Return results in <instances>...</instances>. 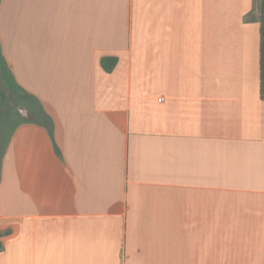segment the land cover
Here are the masks:
<instances>
[{
  "label": "crops",
  "instance_id": "0c3cea01",
  "mask_svg": "<svg viewBox=\"0 0 264 264\" xmlns=\"http://www.w3.org/2000/svg\"><path fill=\"white\" fill-rule=\"evenodd\" d=\"M259 5L0 0V264H264Z\"/></svg>",
  "mask_w": 264,
  "mask_h": 264
},
{
  "label": "trees",
  "instance_id": "16d2710c",
  "mask_svg": "<svg viewBox=\"0 0 264 264\" xmlns=\"http://www.w3.org/2000/svg\"><path fill=\"white\" fill-rule=\"evenodd\" d=\"M259 52H258V92L259 98L262 102H264V0H260L259 5ZM1 64L6 72L10 75V69L7 68L6 64L3 61V57L0 53ZM3 62V63H2ZM116 66V59L111 57H103L100 59V67L105 73H111ZM5 70H3V74L6 77ZM11 77V75H10ZM3 87L0 85V97L2 103H9V95ZM10 230L3 229L0 230V251L2 250V239L8 237L10 235Z\"/></svg>",
  "mask_w": 264,
  "mask_h": 264
},
{
  "label": "rangeland",
  "instance_id": "374dc122",
  "mask_svg": "<svg viewBox=\"0 0 264 264\" xmlns=\"http://www.w3.org/2000/svg\"><path fill=\"white\" fill-rule=\"evenodd\" d=\"M3 63V62H2ZM3 70L4 69V64L2 66L1 64V58H0V85L1 87H3L7 92H10V90H12V79L10 78V75L6 72V77L3 74ZM13 91V90H12ZM7 105V103H5Z\"/></svg>",
  "mask_w": 264,
  "mask_h": 264
}]
</instances>
